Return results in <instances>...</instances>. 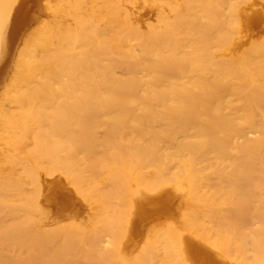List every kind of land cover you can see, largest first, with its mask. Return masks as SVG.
<instances>
[{
    "label": "bare ground",
    "instance_id": "6f19581e",
    "mask_svg": "<svg viewBox=\"0 0 264 264\" xmlns=\"http://www.w3.org/2000/svg\"><path fill=\"white\" fill-rule=\"evenodd\" d=\"M116 1L109 13L127 12L129 20L124 16L116 25L117 22L111 23L115 19L111 20L114 17L111 15L106 20L110 22H107L109 29L103 27L100 21L104 20H98L97 16L95 21L101 24L94 23L91 14L86 15L89 23L85 15L79 16L78 28H49L36 42L33 52L20 61L10 94L19 111L6 110L2 118L16 129L17 144L26 137L32 140L34 149L26 152L35 163L24 165L19 178L0 176V264H87L86 261L123 264L118 251L122 240L118 241L122 234L133 233L134 220L130 221L128 231L122 232L121 226L117 227L116 237L120 238L116 242L117 252L105 253L92 247L90 251L81 249L72 254L70 251L75 247L68 239L67 226L57 232L46 226L48 217L39 203L45 189L41 182L43 175L40 177L44 171L39 173L43 167H48L46 173L60 170L74 184L85 188L103 184L139 185L160 192L157 189L168 185L186 186L193 198L200 201L203 198L200 188L212 185L213 199L207 202L211 209L208 224L198 214L192 218L198 235L216 248L221 259L241 258L242 264H264V42L256 43L239 61H219L218 52L215 56L212 49L224 45H228L227 51L235 49L242 37L236 40L233 33L237 28L240 33L243 18L247 17L253 25L262 21V7L250 13L258 0H212L209 3L212 7L209 5L207 9H213L211 14L204 11L205 0L202 4L201 0H168L175 12L183 2H188L185 13H176L175 17L173 13L172 18L164 15V0H157L151 6L147 2L145 8L147 5L149 8L144 12L149 14L156 9L158 21L148 22L143 28L140 23L146 14L141 13L143 9L129 14L131 10L119 1L117 6ZM18 2L0 0V61L6 52V41L11 38L5 33L14 35L25 23L20 18L26 13L18 10L19 18L14 11ZM13 11L15 21L11 18ZM219 25L222 30L217 28ZM78 29L80 35L75 34ZM209 43L215 45L205 48ZM79 104L83 109L77 114L74 109ZM25 185L33 189L28 191ZM220 185H225L223 191ZM134 187L128 189L129 193L138 195L141 202L145 199L152 203L156 199L152 200L155 194L149 195L151 201L140 192L142 187L137 188L140 193ZM217 195H222L225 201L222 202L230 204L231 209L217 212L214 200ZM37 212L39 218L35 216ZM168 233L169 237L158 235L164 243L155 237L164 244L163 250L157 249L161 247L157 239H154L157 247L148 246L153 247L148 253L156 255L157 264H186L184 259L189 258L190 251L202 260L201 264H219L208 248L193 245L191 238L187 242L182 236L185 239L182 241L175 239L173 232ZM77 240L81 238L78 236ZM199 241V246L203 245L199 238L195 240ZM149 242L148 245L152 243Z\"/></svg>",
    "mask_w": 264,
    "mask_h": 264
},
{
    "label": "rangeland",
    "instance_id": "374dc122",
    "mask_svg": "<svg viewBox=\"0 0 264 264\" xmlns=\"http://www.w3.org/2000/svg\"><path fill=\"white\" fill-rule=\"evenodd\" d=\"M20 1L21 0H19L18 3H20ZM114 1H116V0H114ZM118 1L120 2V4L123 3L122 5L127 7V10H129V9L131 10L128 12L130 14V12L132 13V10H134L133 12L138 13V11H140V12L142 11L141 9H143V11L141 13H146L144 11H148L147 9L149 8V6H151V4L157 0H117L116 1L117 6L120 5V4H118L119 3ZM167 1L168 0H164V15H167V16L169 14V16L172 17L173 13H174V17L176 15V13L182 15L189 8L188 5H186V4H188V2L185 1V2H183V5L181 6V8H178L177 11L175 12V10L170 9ZM205 1L207 3L204 2V3H206V5L203 6V8L205 9L204 11L207 13L210 12L211 14H214L213 9H210L212 12L210 10H207L209 8V5H210L209 3H211L212 0H210V1L205 0ZM21 2L22 3H20V4L23 8L20 6V4H18V6L16 5L17 8L16 7L14 8L15 9L14 11L19 18H20L19 15L21 13H26V14H22L23 17L20 18L25 23L23 24V26H21V28L20 27L17 28L18 30L16 32H18V33H15L13 35L8 30L7 31L9 32V34L7 32L5 33L6 36L9 35L8 38H10V36H11L10 39H12V40L7 39V41H6V52L2 55V58L0 61V168H2V169H0V176L13 175L16 178H19L22 176V170L23 169H21V168H24V165L30 166V165H33L35 163V160L30 155H27L28 153L26 152V150H28V149H31V150L34 149L33 148L34 144H33L32 140L30 138L26 137L22 140L24 142L21 141V143L17 144L16 140H15L16 139V129L13 128L11 125L5 124V122L3 121V118H2L3 112L6 110L10 111L12 113L13 112L17 113L19 111L17 104L10 100V94L13 91L12 82L18 76L17 70L19 69V64H20L22 57L25 54L33 52V50L36 47V42L46 35V32L49 28L58 29V27H60V26H62V27L65 26V27H70L71 29L74 30L75 27H77V25L78 26L80 25L77 18L79 16H82V15H85V17H86L87 14H89L88 17H90V14L92 15V17L94 19L93 20L94 23L96 22L95 21L96 16L98 17V20L103 19L104 22L100 21L104 24L103 27L109 28L110 25H108V24H110V22L106 21V20H108L109 18L114 16L111 18V20L115 18L114 21L115 20L116 21L115 22L111 21V23L117 22L116 23V25H117V24L121 23L120 21L124 19V16L126 17V13H127V12L122 11L118 15L110 14L109 8L113 6L112 9H110L112 12V10L114 9V4L116 5V3L115 2L113 3L111 0H25L24 1L25 3H23V1H21ZM147 2H149V4ZM261 2H262V0H258V3H256V5L253 8H250L249 12L254 13L255 11L261 9L260 12L263 11V13H264V8H263L264 7V4H263L264 1L260 5ZM110 3H112L113 5ZM146 4L149 5V6L147 5V7H146L147 9L145 8ZM201 4H202V0H201ZM61 5H65V7L61 8L60 7ZM133 5H134V7H133ZM135 5H136V7H135ZM103 6H105V7H103ZM117 6H115L116 10H117V8H116ZM244 6H245V4L243 5V7ZM258 7H262V8L259 9ZM88 8H89V10H87ZM18 10L21 11V13H19ZM22 10H24V11L22 12ZM83 10H84V12L85 11L86 12L84 13ZM116 10H114V11H116ZM14 11L12 13H14ZM16 11H18L19 14H17ZM105 12H106V14H104ZM15 13L13 14V17H11L12 19H14V21L17 20V16L15 15ZM96 13H97V15H95ZM122 13H123V15H122ZM24 15H25L26 20H28V21L24 20L25 19ZM93 15H95V16H93ZM120 15H122V16H120ZM263 15H262V18L264 17ZM15 17H16V19H15ZM99 18H101V19H99ZM120 18H121V20H119ZM85 19H87V17ZM98 20L96 23H98ZM156 21H158V11L156 9H153L150 11L149 14L146 13L145 16L143 18H141L140 23L142 24L143 28H145L146 24H148V22L154 23ZM262 21H264V18L262 19ZM262 21H260L258 23H254L255 25H253V24L249 23V21L247 20V17L243 18L242 22H244V23L241 24V26H243V27H241L242 30L240 29V33H239L238 28L233 33V36L236 40H238L239 36H241L242 42L235 49H233L231 51L226 50L228 45H224L221 48L213 47L212 49H213V53L215 56L217 55V52H218V56H216L217 59L219 61H228V60H234V61L238 60L239 61V59H242L243 56H245L247 53H250L251 49L256 45V43L257 44L263 43L264 42V25H263L264 22L262 24L261 23ZM12 22H13V20H12ZM76 22H77V24H76ZM100 22L98 24H101ZM107 22H109V23L107 24ZM86 23H89V20ZM105 23L107 24V26L105 25ZM90 24H92V23H90ZM113 26H114V28L117 27L114 24H113ZM217 28L220 30L223 29L222 25H219V27H217ZM224 28H225V26H224ZM79 29L76 30V31H78V33H75V34H79V35L81 34V32H79ZM209 45L212 46L215 44L214 43L206 44L205 46H207V47H205V48H209L210 47ZM226 55H228V57ZM233 57L235 59H233ZM205 74H209V72L205 73ZM80 106H82V105L79 104V106L76 107V109H74L77 114H79L83 109V107H80ZM79 120H81L80 117H79ZM80 126L81 125H78V127H80ZM9 128H11V129H9ZM13 130H14V132H13ZM102 130H104V128H102ZM31 143H32V145H31ZM18 147H19V149H18ZM18 150H19V152H18ZM12 153H13V156H12ZM21 153L23 154V156ZM9 160H10V162H9ZM29 162H30V164L28 165ZM6 165H8V166H6ZM21 166H23V167H21ZM3 168H4V171H2ZM46 168H48V167H45V168L43 167L39 171V173L44 171L40 175V177L43 175L41 177L42 178L41 182L43 181L42 183H44V185H45L44 186L42 184V186H43L42 188L45 187V189H42V192H43L42 196H44V197L42 199H41L42 196L40 197L41 202L39 201V203L40 204L42 203L41 205H42L43 209H45L44 210L45 212L43 211V213L45 214V217H48L47 221L45 223H47L46 226L48 227L49 230H52L55 232L64 228V226L65 227L67 226V229H69V233H68L69 238L68 239L70 242H72L71 243L73 246L72 248L75 247L74 249H72L70 251L72 254L80 251L81 249H83L84 251H88V250L90 251V249L92 247L94 249L105 250L106 251L105 253H112L113 251L117 252L116 242L120 239V238L116 237V234L118 233L117 227L119 228V226H121L122 232H124V230L128 231V229L130 228L129 227L130 221L134 220L135 227L134 228L132 227L134 229V231L132 230V232H133V233H131L132 235L128 234L129 236L128 235L124 236L125 234L124 235L122 234L121 239L118 241V242H120L122 240V242L119 246L120 250L118 249V251H119V253L121 251L120 257H121L123 264H125L124 262H126V261H127L126 263H129V264H137V263L139 264L140 262H141V264H148V262H149V264H154V263L157 264L158 259L155 258L156 255L154 257H152V256H150V255H152V253L149 255L148 251H151V249L153 247H157V246H154V245H156L155 243L157 241H158V243H160V240H161V241H163L162 243H164V239L162 237H160L162 234H165L164 235L165 237L166 236L169 237L168 232H170L171 235H173V233L175 235L177 233L176 231H179V232H178V234L175 235V237H174L175 239L177 238V239L182 240V236H183L184 238H186V241L188 242L190 238H191V240L195 239L196 241H197V238H199V240H201V243H203V245L201 244V246H199L200 241L195 242V240H193V241L190 240V242L193 245L196 244L198 247H201V248L203 247L204 249L208 248L207 250L212 253L214 259H216V261L219 264L220 263H222V264H225V263L226 264H229V263L230 264L231 263L232 264H235V263L236 264H240V263L242 264L243 263L242 262L243 259H241V258H239V260L238 259L237 260L232 259V258L231 259H229V258L224 259V257L222 259L219 258L221 256L220 255L217 256L218 254H217L216 248L213 245H211L210 243H208L206 240H204L201 236H199L197 231L194 228L192 218L195 214L196 215L198 214L199 216L203 217V218H201V221H203L204 223L206 221L205 224H208V213L211 209H210V205H208L209 203H207V202H209L212 198V194H211L212 185H209V186L207 185L206 187L204 186L203 187L204 189L200 188L201 193H203L202 194L203 198H201V201H200V199L196 200L195 198H193L194 197V196H192L193 193L186 186H184V187L187 189L182 188L181 185H175V186L174 185H168V187H166V188L162 187L161 190H160V188L157 189L160 192H158L156 190L150 191V190L146 189V186L144 187V186H139V185L138 186L135 185V187L133 185H123L124 187L121 185V187H118V185H104L103 184V185H98V187L96 185H86L87 187L85 188V185L74 184L72 182V180L69 177H67L68 175L66 173H64L60 170H57V169H53L51 171V173H46L47 172ZM8 170H9V172H8ZM107 181L109 182L110 180L107 179ZM101 183H104V181ZM25 186L28 187L27 188L28 191L33 189L32 188L33 186H31V188H30V185H28V186L25 185ZM57 186L58 187L60 186V188H58ZM126 186H128V188ZM136 186L138 189H140L139 187H142L141 189H143V190L142 191L140 190V192H142L143 196L145 195L147 197V195H148V197H150V200L152 199L151 196H154V194H155V196L153 197L152 200H154L156 198L155 199L156 201L154 200L151 203L149 200H148L149 202H147L144 199V202L145 203L147 202L145 204L144 202H141L142 200L140 199V197H138V195L137 196L133 195L134 197L131 196L128 189L129 188L131 189L133 187L135 189H137ZM169 186H170V189H169ZM171 186H172V188H174L173 190H172ZM176 186H180L181 188H179V187L176 188ZM220 186H221V190L223 191L225 185H220ZM87 188L89 190H91V189L92 190L89 191ZM163 188L166 189L167 192L164 191ZM167 188L172 192L168 191ZM175 188L177 189V191ZM124 189L126 191H124ZM138 189H137V191H138ZM63 190H65V191H63ZM93 190L95 191V193ZM96 190L98 192H96ZM179 190L183 191V193H181V191H179ZM161 191L163 193H161ZM173 191H176L177 195ZM186 191H188V192H186ZM109 192H110V194H109ZM127 192H128V194H127ZM140 192L138 191V193H140ZM172 193H174L175 195ZM184 193H185V196H184ZM82 194H84V195H82ZM115 194H117V195H115ZM156 194L163 195L162 197H161V195H159L160 201L156 197V196H158ZM149 195H151V196H149ZM164 196L166 199L164 198ZM221 196L222 195H217L216 199H214V200H216L215 201L216 202L215 209L219 213H224L227 210L231 209L230 208L231 206H230V204L223 203L225 201L223 200V196L222 197ZM167 197H168V199H167ZM170 197L173 199V201L170 200L171 199ZM193 199H194V201H193ZM162 200L167 201L166 202L167 204L165 202H163ZM162 204H166V207H165V205L162 206ZM66 205L68 206L67 207L68 209L65 211L64 207ZM140 205L141 206L144 205V206L142 208H140L141 207ZM146 205H147V207L145 208ZM170 205H172V213L170 212L171 211ZM137 206L139 209L137 208ZM167 206H169L168 209H167ZM144 209H146V210H144ZM153 209H156V211ZM139 210H140V213H139ZM143 211L144 212L147 211V212L143 213ZM46 212L48 215L46 214ZM59 212H60V214H59ZM159 212H161L162 214ZM166 212L170 215H168ZM204 213H205V215H204ZM56 215H58V216L60 215V217H58ZM183 215H187L189 217L192 216V217L189 218V217L183 216ZM35 216H36V218H39L40 213L37 212V214ZM186 218H188V219H186ZM204 218H205V221H204ZM135 219L137 221H135ZM185 222H187V223H185ZM112 226H114V227L112 228ZM171 226L175 227V230H172ZM169 228L171 230H169ZM113 229L115 232L113 231ZM165 229H167L168 231H165ZM95 230H97V231H95ZM98 232H99V234H98ZM111 232H112V234H111ZM157 232L160 234H157ZM76 233H78V234H76ZM153 235H155V236L153 237ZM158 235H160V236H158ZM210 235H211V233H210ZM78 236L81 238L82 243H81V241L77 240ZM156 236L160 237L159 238L160 240H158V237L155 238ZM180 236H181V238H180ZM96 238L101 239V241L96 240ZM184 238H183V240H185ZM154 239H157V241H155ZM149 241L152 243H150ZM186 241H184V242L187 243ZM148 242L150 243V245L147 244ZM204 242L207 244L208 247H205L206 244L204 245ZM148 246L149 247L153 246V247L150 249ZM159 246H161V247H159ZM159 246H158L159 248H157V249L162 248V250H163L164 244L160 243ZM146 249H148V250H146ZM209 249H211V250H209ZM187 251H190L189 248L187 249ZM187 253H188L187 256L189 258L187 259L185 257L186 259H184V261H186V264H191V263L192 264H196V263L201 264L202 263V260H200V258L196 254H193V252L191 253V251H190V253L189 252H187ZM144 255L146 257H144ZM122 256H124V257L122 258ZM194 256L196 257L195 258L196 260L194 259ZM139 257H141V258L139 259ZM197 257H198V260H197ZM144 258H145V260H144ZM124 259H125V261H124ZM147 259H149L148 262L147 263L144 262ZM229 260H231V261H229ZM86 262H87V264L89 263L88 261H86Z\"/></svg>",
    "mask_w": 264,
    "mask_h": 264
}]
</instances>
